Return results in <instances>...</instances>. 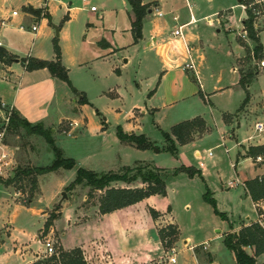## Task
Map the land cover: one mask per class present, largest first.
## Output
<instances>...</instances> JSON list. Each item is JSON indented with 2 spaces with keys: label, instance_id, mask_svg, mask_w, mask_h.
Listing matches in <instances>:
<instances>
[{
  "label": "rangeland",
  "instance_id": "1",
  "mask_svg": "<svg viewBox=\"0 0 264 264\" xmlns=\"http://www.w3.org/2000/svg\"><path fill=\"white\" fill-rule=\"evenodd\" d=\"M23 1L0 2V18L6 22L0 29V41L5 43L8 40L19 60L31 57H42V60L50 57L51 46L57 41L65 64L70 68L67 71L69 80L71 74L75 83L86 92L89 104L79 106V94H74L71 102L76 100V103H71L67 112L64 111L63 120L43 127L44 131H48L52 146L62 153L63 158L73 160L74 167L34 175L35 183L32 182V177L14 181V172L17 167L22 170L50 168L55 164L53 147L44 137L29 135L22 129L6 128L3 144L11 154L12 167L0 175V188L8 194L0 195V264H22L19 256L12 250L17 248L11 249L14 243L19 246L30 245L32 252L40 250L42 258L43 243L46 240L53 244L58 256L78 249L72 248V229L76 224L90 220L88 215L79 216L76 223L65 217L68 223L64 226L54 225V222L62 219L61 210L70 218L74 211L75 214L79 211L92 214L91 210L99 205V199L103 195V192L89 186L71 187L78 168L102 176L109 172L120 173L123 168L129 167L133 171L128 176L134 175L137 178L130 185H136L141 181L135 168L147 171V166L163 169L168 176L165 180L166 195L159 197L156 203L165 212L169 209L179 231V238L171 245L166 243V248L160 242L163 252L157 260L147 264H204L210 256L217 264H235L234 255L223 244L224 235L246 223V216L253 219L254 209L245 197L242 186L228 189L227 183L234 179H251L262 172V169H255L249 160L237 158V154L241 149L239 145L262 141L263 136H257L254 124L264 122L263 119L255 120L253 117L227 125L221 120L222 113H233L244 98L241 92L223 89L236 83L238 79V75L232 72L235 65L232 52L237 42L245 51L240 59L242 67L238 70L243 75L257 72L248 91L252 103L255 104L258 100L261 102L264 114V56L257 61L252 53L248 54L255 45L250 43L241 27L246 14L237 5V0H187L190 10L185 0H146L149 3L144 4V17L149 10L152 14L142 21L141 35L145 42L143 40L140 46L143 48L128 52L126 56L119 54L113 57L120 62L127 60L128 56L131 59L121 81L109 75L112 59H109L110 63L101 62L91 66L89 63L92 61V52L80 43L88 28V40L92 42L103 32V27L108 29L113 21L112 12L109 11L104 14L103 21L99 20L104 13L101 0L50 1L46 4L48 16L40 14L36 18L27 17L26 10L21 7ZM152 1L159 2L158 8ZM246 1L251 2L248 9L254 16V24H257L255 29H264V6L258 0ZM85 2H88L87 7ZM91 5L98 8L96 13L89 11ZM13 12L18 16L15 17ZM159 12L162 16H158ZM219 13L221 14L218 16ZM174 15H178L177 22L172 20ZM191 16L194 17L192 20ZM179 25L180 36L173 37L171 33ZM33 26L39 29L40 36L36 41L30 34L34 33L31 31ZM240 28L242 30L238 34ZM259 37L264 48V31L259 33ZM154 38L156 40L152 41ZM147 41L153 45L161 43L168 47L167 64L160 57V50L156 46L152 50L146 47ZM249 43L251 49L248 47ZM176 48L179 51L176 52ZM139 58L144 62L149 60V64L145 70L139 68L140 71L135 74ZM162 63L166 65L168 77L165 81L156 77L152 83L150 77ZM190 64L194 67L191 72L185 67ZM169 65L173 67L170 68ZM11 66L9 72L0 71V128L4 124L5 110L6 113L12 111L7 109L8 101L18 85L16 76L24 71L21 62ZM95 69L99 73L98 80L93 77ZM5 76H8V80L4 79ZM62 86L65 93L70 94V89L64 82ZM65 93L57 94L59 102ZM154 95V112L137 116L132 114L134 109L145 107V104L150 109L152 102L148 100ZM183 95L188 97L183 100ZM197 116L211 130L202 137L201 134H195L194 139L198 140L178 147L179 144L171 136L177 147V154L167 152L169 143L164 139L163 133L171 135L172 126ZM132 118L135 126L132 133L144 134L154 144L152 148L138 150L120 144L116 130L120 128L126 134L124 130L131 129L128 126L132 124ZM74 121L77 122V127H70L69 124ZM249 137L254 139L249 140ZM248 147H244V150ZM196 151L201 153V158L194 156ZM209 151L213 155L211 158L207 155ZM182 166L200 171L202 179L198 175L190 178L184 173L171 176ZM111 186L121 188L123 185L115 182ZM207 191L215 202V209L203 199ZM62 192L66 196L63 200ZM29 200L33 203L29 204ZM39 211L46 216L42 228ZM47 221L51 225H45ZM39 228L41 229L37 233ZM36 233L38 241L35 240ZM64 233H68L66 244L61 241ZM191 246L196 248L194 253L198 262L193 250L189 249ZM170 256L174 257L175 263L169 262Z\"/></svg>",
  "mask_w": 264,
  "mask_h": 264
},
{
  "label": "crops",
  "instance_id": "2",
  "mask_svg": "<svg viewBox=\"0 0 264 264\" xmlns=\"http://www.w3.org/2000/svg\"><path fill=\"white\" fill-rule=\"evenodd\" d=\"M6 0H0L1 3H4ZM50 1H58V0H50ZM50 1L40 0L37 1H31V0H24L23 4L21 3V7L26 10L27 17L29 16L30 18H36L38 17L37 14L32 13L31 10H37L40 11V14L42 16H47L46 14V4L49 3ZM186 4L189 8L191 9V6L188 4L187 0ZM33 2V3H32ZM155 2V5L158 8L159 2ZM261 2V1H260ZM146 0H142V5L147 4ZM239 4V3H238ZM237 4V5H238ZM69 5H71V2H69ZM85 7L88 6V2L84 3ZM101 7L104 10V13L102 14V17L99 19L101 21L104 20V14L106 12H112V23L109 25L108 29H105L103 27V32L99 34L92 42L88 40V33L90 28L86 30V34L84 35L82 41L80 43L83 44V46L86 48V50L92 52V61L89 63V65L94 66L98 63L101 62H109V59H112L113 64L109 70V75H112L115 80L121 81L124 78L125 75V69L127 65L130 63L131 59L128 56L127 60H122L120 62L117 61V59L113 58L116 57L119 54H128V52H136L139 47L143 48V46H140L142 41L144 40L141 38L137 43L134 42L132 32H131V24L133 20V13L131 10L130 5L128 4L127 0H101ZM245 13V9L243 8L242 5H239ZM91 7H94L91 5ZM89 7V11L91 13H96L98 11V8H95V11H91ZM39 14V15H40ZM151 11L149 10L146 17L144 19H148L149 16L151 15ZM221 13L218 14V16ZM15 17L18 16L14 15ZM177 17L178 15H174L173 17ZM1 17V15H0ZM172 17V20H173ZM191 16V20H192ZM44 19V18H43ZM143 19V20H144ZM245 19V17H244ZM243 19V20H244ZM264 19V17H263ZM11 20V19H9ZM10 22V21H9ZM177 22V21H174ZM191 22V21H190ZM46 23V21H45ZM6 22L0 18V29L4 25L5 26ZM103 26V25H102ZM181 25L178 26V28ZM241 27L242 22H241ZM257 27V24H255V28ZM28 28V27H26ZM177 28V29H178ZM92 29V28H91ZM176 30V29H174ZM242 28H240L239 33H241ZM32 31V30H31ZM39 29L37 28L34 33H30L33 35L34 41H36L37 38H39L40 35H38ZM257 31V30H256ZM261 31H264V29H260L257 31V38L258 40L260 39L259 33ZM58 33V31H57ZM120 35V36H119ZM173 35V32L171 33ZM173 37H178L174 36ZM238 37V36H237ZM123 38V39H122ZM156 39L154 38L152 41H155ZM120 42V44H119ZM145 42V40H144ZM8 43H10L8 40L5 41V43H2L0 41V48L4 49L8 54L15 56L16 61H13L10 64H6L3 62H0V71L3 72H9L12 68L11 64H20L19 59L17 55L14 53V48L11 47ZM251 44H253L250 41ZM249 43L250 46H248L251 49V44ZM260 43V42H259ZM34 44V43H32ZM261 45V44H260ZM153 46H156L158 50H160V57L162 56L166 62V51L168 50V47H164L163 44H152V42L147 41L146 47L149 48V50H152ZM262 46V45H261ZM159 47V48H158ZM51 56L50 57H44V59L40 60L42 57L35 58V60H40V61H54L55 55L53 52V46H51ZM60 48V47H59ZM263 48V46H262ZM176 52L179 51L178 48L174 49ZM234 51L232 52V55L235 58V65L232 67V72H235L238 75V79L236 83H233L230 86H226L223 89L225 90H233L236 92H241L240 94H244V98L241 102L239 103V107L233 112H224L221 114V120L227 124V125H234L236 122H238L240 119L244 118H257L263 119L264 121V114L262 112V105L261 102L258 100L257 103H252L251 101V95L248 91V88L250 85L246 87V90L249 94V101L248 103L241 108L243 101L246 97V92L245 90L239 85V81L241 78L240 74V69L242 66L240 59L242 58L244 54V49L242 46L239 45L237 42V46H234ZM264 50V48H263ZM32 58V57H31ZM162 58V59H163ZM34 59V58H32ZM60 63L63 66V68L66 71H69V66L65 64L63 53L60 48ZM138 68L135 71V74L140 71V70H145V67L148 66V62H144L143 59L139 58ZM167 64V62H166ZM22 66V64H21ZM165 63H162L160 67H158L156 70H154V73L151 75V81L155 80L156 77L159 78V80H166L167 76V71L165 70ZM23 67V66H22ZM169 67H173V65H169ZM140 68V70H139ZM24 71L21 72L20 76H16L18 79V85L15 87L13 94L11 98L9 99V104H8V109L7 110H12L11 112H16L20 118L26 120L32 125L36 124H42L44 128L58 124L60 123L62 119V115L64 114V111L67 112L66 110L68 109V106H70L71 103L74 105L76 100L71 102L72 96L74 97V93L69 91L70 94L67 95L65 91L62 88V82L50 75L47 69H38V70H33V71H26L25 68L23 67ZM194 69V67H193ZM187 71H192L188 70ZM98 70L95 69L93 71V77L96 78V80L99 79L98 75ZM68 75V72H67ZM71 75V74H70ZM70 77V83L72 87L76 90V92L79 94L78 97L79 99L84 96L86 98V101L88 102L86 92L83 91V88L80 87L75 83V81ZM136 77V76H135ZM192 79H196L195 76H191ZM4 79L8 80V76H5ZM80 83V82H79ZM68 87V86H67ZM150 88H152V85H150ZM142 91V90H141ZM61 92L64 97L62 100L59 102L57 100V94ZM146 92V91H145ZM158 94V93H156ZM68 96V97H67ZM155 95L150 97L149 102H152V100L155 99ZM188 96L183 95L181 99H186ZM84 104V105H88ZM82 106V104H79V106ZM81 109V107H80ZM155 104L150 105V109L148 107H139L138 109H134L132 111V114L137 115H144L147 114V112H154L155 111ZM135 112V113H134ZM6 113V110L4 114ZM131 114V115H132ZM61 116V119H60ZM195 118H200V117H193L190 119H187L185 121H190ZM202 119V118H201ZM203 120V119H202ZM132 124L128 126L127 129L124 130V132L128 135H134V136H144L147 138L149 141L150 139L146 137L144 134H139L135 135L132 132V129H135V126L133 125L134 118L131 119ZM183 121V122H185ZM204 121V120H203ZM182 123V122H180ZM205 123V121H204ZM260 122H255L254 124V131L256 132L257 136H263L262 141L256 142L254 144L246 142L245 145H239V148H241L238 151L237 158L240 159H246L249 160L252 165L254 166L255 169L261 170V173H258L255 177L251 179L244 178L243 181L240 179H234L230 180L227 183V188L228 189H233L239 186H242L244 191H245V197L249 199L252 208L254 209V218L251 219L249 216H246V223H242L238 228L233 229L229 233H237L242 227L249 226L251 224H255L258 213L255 210L254 204L246 190L245 187V182L253 180L255 178H264L262 177L264 175V165L255 163L253 159L251 158H244L242 157L244 155V147L247 146H259V145H264V133H259L255 130V125ZM264 123V122H263ZM75 124V125H74ZM179 124V123H178ZM70 127H77V122H71ZM177 125V124H176ZM175 126V125H174ZM173 127V126H172ZM171 127V128H172ZM170 128V129H171ZM205 132L201 134L200 136H204L206 133H208L211 128L205 123ZM139 131V129H136ZM171 131V130H170ZM165 133V132H164ZM168 134V133H167ZM232 137H234V134L232 133ZM249 140H253L254 137H249ZM175 140V139H174ZM198 139H193L192 142L196 141ZM190 142V143H192ZM151 144H153L150 141ZM121 145H128V144H123L120 143ZM154 145V144H153ZM131 146V145H129ZM180 145H177V147ZM133 147V146H132ZM153 146H151L152 148ZM135 148V147H134ZM177 154V152H176ZM175 154V155H176ZM208 157L211 158L213 157L212 153L209 151L207 153ZM194 156L196 158H201V153L199 151H196ZM186 167V166H184ZM160 169V168H157ZM163 170V169H162ZM196 170V169H195ZM198 171V170H197ZM200 172V171H199ZM201 173V172H200ZM202 176V174H201ZM229 183H233L232 185H229ZM123 186L121 188H139L143 187V185L140 183H136V185H128L125 183H121ZM129 186V187H128ZM0 195H8L6 194V191L3 190V188H0ZM161 196L158 195H153L150 196L143 201L136 203L134 205L116 210L112 213L105 214V215H100L98 211V206L94 207L91 212L92 214H83L82 211H79L78 214H75V211L71 218L69 216H66L62 212V219L55 221L54 225L61 224L65 225L68 223V220L66 221L65 217L67 219H71L76 223L75 221L78 220L79 216L82 215H88L89 219L86 221V223H78L73 227V233L74 237L72 239V248H78L82 251L83 258L86 262V264H147L148 262L157 260L158 257L160 256V253L162 251V246L160 244V240L158 237V230L161 228H165L166 226H174L177 228L176 224L174 223L173 219L170 216L169 209L167 212L163 211L157 206V201L158 198ZM32 201L29 200L28 203L30 204ZM33 203V202H32ZM152 208L154 211L158 213L157 219H153L149 213V209ZM39 215L42 219V226L45 222V214L42 215L41 211H39ZM39 228L38 231L41 229ZM178 230V228H177ZM179 232V231H178ZM35 236V240L38 241V236ZM227 233V234H229ZM226 234V235H227ZM61 241L63 244H66L67 238H68V233H64L61 235ZM225 237V235H224ZM179 238V237H178ZM185 242V241H184ZM37 243V242H35ZM186 243V242H185ZM13 247H16L17 249L14 250L12 249ZM71 248V249H72ZM11 249L16 252V254L19 256L21 263L22 264H35L39 260H43V258L40 255V250L39 251H33L30 248V245H16L15 243L11 246ZM189 249L193 250L196 249L194 246H191ZM107 251V252H105ZM174 252V250H173ZM249 254H251L250 251L247 250ZM175 254V253H174ZM233 254V253H232ZM194 256L196 257L195 253ZM211 257V256H210ZM197 259V257H196ZM211 261H206L204 264H217L215 262V259L211 257ZM257 261L260 263L264 262V254L260 255L257 258ZM198 262V259H197ZM59 264V263H58ZM199 264V262H198Z\"/></svg>",
  "mask_w": 264,
  "mask_h": 264
},
{
  "label": "trees",
  "instance_id": "3",
  "mask_svg": "<svg viewBox=\"0 0 264 264\" xmlns=\"http://www.w3.org/2000/svg\"><path fill=\"white\" fill-rule=\"evenodd\" d=\"M261 1L262 6H264V0ZM131 7L133 13V20L131 24V32L134 42L137 43L141 38V28L142 21L145 16V6L142 5V0H127ZM251 3V2H250ZM249 1L241 0L238 5L245 7L246 18L242 21L243 29L246 32L247 38L255 46L252 49V57L260 61L264 56V50L259 43L257 38V31L254 24V16L248 9L250 5ZM32 13L39 15L40 11L31 10ZM264 13V8H263ZM48 16V15H47ZM46 16V17H47ZM53 52L55 55L54 61H40L32 58H23L19 60L26 71H33L38 69H47L52 77L59 79L64 82L72 93L77 94L76 90L72 87L70 80L67 75V71L63 68L60 63V48L57 41L53 42ZM16 60L15 56L8 54L4 49L0 48V61L6 64H10ZM257 72H250L246 75L241 74L239 85L245 90L246 97L241 106L244 107L249 101V94L246 87L255 78ZM79 103L84 105L87 104L86 98L82 96L79 99ZM9 127L13 130H24L29 135H38L44 137L48 144L53 145L52 140L48 137V131H44L42 124L32 125L26 120L19 117L16 112L10 113ZM205 123L201 118H195L190 121H185L179 123L171 128V135L163 133L164 139L169 143L167 152L175 155L177 152V147L175 146L173 139L181 146L186 145L193 141L195 134H203L205 130ZM117 138L121 143H125L135 147L138 150H147L151 148L152 144L144 136H134L124 134L120 128H117ZM53 147V146H52ZM55 154V164L50 168H28L22 170L17 167L14 172L13 180L25 179L27 177H34V175H43L52 170L62 168L64 170H70L74 167V161L69 158H63L62 153L55 147L52 149ZM262 157L264 162V145L250 146L244 151V158H251L255 160L256 157ZM147 171L140 168H135L138 177L140 178L143 187L139 188H114L111 186L112 183L120 182L125 184H130L131 181L137 179L136 176L129 177L128 175L132 173L133 169L127 167L123 168L120 173L109 172L102 176L93 173L92 171L84 170L78 168L75 173V179L71 185H83L89 186L91 189L103 192V195L99 199L98 211L101 215L112 213L116 210L134 205L143 201L144 199L158 195L164 197L166 195V185L165 180L168 177L164 170L151 168L147 166ZM134 169V170H135ZM179 173H184L187 176L194 177L198 175L201 179V173L191 167H184L177 169L171 176H175ZM35 183V179L32 181ZM246 190L253 202H258L264 199V178L260 180L255 178L253 180L245 182ZM203 199L209 203L215 209V202L209 197L208 191L205 193ZM151 217L155 220L158 217V213L152 208L149 209ZM45 225H51L48 221ZM158 237L163 246L166 248V243L171 245L175 242L176 238L179 237V232L177 228L169 225L165 228L158 230ZM172 238V241H171ZM168 240V242H166ZM223 244L225 248L231 251L234 255L235 264H264L257 261V258L264 254V229L259 227L257 224H251L246 227H242L237 233H229L225 235ZM248 251L251 252L249 254ZM211 257H208V261H211ZM55 258H47L37 261L35 264H54ZM59 264H86L82 252L80 249H74L68 253H62L59 256Z\"/></svg>",
  "mask_w": 264,
  "mask_h": 264
},
{
  "label": "built area",
  "instance_id": "4",
  "mask_svg": "<svg viewBox=\"0 0 264 264\" xmlns=\"http://www.w3.org/2000/svg\"><path fill=\"white\" fill-rule=\"evenodd\" d=\"M46 1H50V0H46ZM243 8L245 9L244 6H243ZM90 10L95 11V7H91ZM13 15H16V12H13ZM158 16H162V14L159 12ZM177 20H178V18L176 16L173 17V21H177ZM31 30L35 31L36 27L33 26L31 28ZM173 35L174 36H180V27L173 31ZM185 67L188 70H193V66L191 64L185 65ZM9 119H10V113H5L4 124L0 128V175L2 174V172L4 170L12 167V165H11L12 164L11 154L6 150V148L3 144V138H4L5 130H6V128L9 127ZM255 130L259 133H264V123H262V122L257 123L255 125ZM254 162L264 165L263 158L261 156L256 157ZM262 177H264V175ZM260 179H261V177L259 178V180ZM232 184L233 183H229V185H232ZM254 207H255L256 212L258 213L255 224H257L259 227L264 229V199L256 202L254 204ZM43 248H44L43 249V254H44L43 259L54 257L55 261H56L54 264H58L59 263V256L56 253V250H55L53 244L50 243V241L46 240L43 243ZM172 252H173V250H172ZM169 262L175 263V259L173 256H170Z\"/></svg>",
  "mask_w": 264,
  "mask_h": 264
},
{
  "label": "water",
  "instance_id": "5",
  "mask_svg": "<svg viewBox=\"0 0 264 264\" xmlns=\"http://www.w3.org/2000/svg\"><path fill=\"white\" fill-rule=\"evenodd\" d=\"M237 2L240 3L241 0H237ZM15 61L17 62L18 60H15ZM65 198H66L65 193L62 192V193H61V200L65 199Z\"/></svg>",
  "mask_w": 264,
  "mask_h": 264
}]
</instances>
